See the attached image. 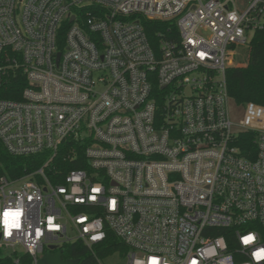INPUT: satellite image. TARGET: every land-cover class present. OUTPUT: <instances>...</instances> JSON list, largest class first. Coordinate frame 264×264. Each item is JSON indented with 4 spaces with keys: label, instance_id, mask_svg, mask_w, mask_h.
<instances>
[{
    "label": "built area",
    "instance_id": "obj_1",
    "mask_svg": "<svg viewBox=\"0 0 264 264\" xmlns=\"http://www.w3.org/2000/svg\"><path fill=\"white\" fill-rule=\"evenodd\" d=\"M145 19L177 30L151 40ZM261 30L264 0H0V72L27 82L22 100L0 97V139L14 155L50 152L0 178V248L33 264L58 252L80 264L63 257L74 243L95 264H264V105L235 120L227 79ZM67 139L87 166L60 182L51 164ZM110 232L128 250L99 256Z\"/></svg>",
    "mask_w": 264,
    "mask_h": 264
},
{
    "label": "trees",
    "instance_id": "obj_2",
    "mask_svg": "<svg viewBox=\"0 0 264 264\" xmlns=\"http://www.w3.org/2000/svg\"><path fill=\"white\" fill-rule=\"evenodd\" d=\"M143 25L151 40L156 39V34L160 31L166 32L169 27L177 30L172 23L158 20H143ZM1 62V59H0ZM227 79L230 96L235 104L245 106L249 102L264 105V30L254 34L251 41L250 56L247 65L231 67L227 71ZM27 82L25 77L19 72H0V97L12 100H22L23 90ZM244 155H255V140L252 133L241 135L237 143ZM77 149V159L69 158L72 147ZM85 144L72 139H67L60 147L58 154L53 159L51 168L54 167L62 175L59 181L63 182V176L73 169L85 168ZM252 153V155H250ZM50 152H42L33 155L11 154L3 141L0 139V178H19L26 174L35 172L49 159ZM49 174H52V172ZM56 181V178L53 177ZM105 252H99V256H104L114 250L126 252L128 247L121 243L117 237L110 232L106 240ZM64 258H79L80 264H95L96 258L83 245L79 243L69 244L63 253ZM0 264H33L32 257L28 253H5L0 248Z\"/></svg>",
    "mask_w": 264,
    "mask_h": 264
},
{
    "label": "rangeland",
    "instance_id": "obj_3",
    "mask_svg": "<svg viewBox=\"0 0 264 264\" xmlns=\"http://www.w3.org/2000/svg\"><path fill=\"white\" fill-rule=\"evenodd\" d=\"M237 51H238V54L235 56V60H234L233 63L237 64L239 62L241 64V61L243 60V49L239 48ZM244 58H245V60L247 59V57H244ZM231 110H232L233 118L235 120H240L242 118V116H243V108H242V106H239V105H237V104L232 102L231 103ZM4 250H5L6 254L7 253H12L11 249L4 248ZM15 250L18 253H24L25 252V250H24V248L22 246H16ZM109 262H112L114 264H125V259H119V258L115 259V260L111 259V260H109Z\"/></svg>",
    "mask_w": 264,
    "mask_h": 264
},
{
    "label": "clouds",
    "instance_id": "obj_4",
    "mask_svg": "<svg viewBox=\"0 0 264 264\" xmlns=\"http://www.w3.org/2000/svg\"><path fill=\"white\" fill-rule=\"evenodd\" d=\"M74 179H79V177H74ZM7 223H8L10 228L13 227L17 223L14 214L9 215ZM254 239H255V236L253 234L249 233V234L242 237V242H243V244L248 245L249 243L253 242ZM254 258L257 261L264 259V248H260L259 250L255 251L254 252ZM137 264H140V262L137 261ZM153 264H155V261H153Z\"/></svg>",
    "mask_w": 264,
    "mask_h": 264
},
{
    "label": "water",
    "instance_id": "obj_5",
    "mask_svg": "<svg viewBox=\"0 0 264 264\" xmlns=\"http://www.w3.org/2000/svg\"><path fill=\"white\" fill-rule=\"evenodd\" d=\"M78 260H62L61 253H47L43 258H41L38 264H77Z\"/></svg>",
    "mask_w": 264,
    "mask_h": 264
},
{
    "label": "snow or ice",
    "instance_id": "obj_6",
    "mask_svg": "<svg viewBox=\"0 0 264 264\" xmlns=\"http://www.w3.org/2000/svg\"><path fill=\"white\" fill-rule=\"evenodd\" d=\"M201 55H203V54H201ZM93 191L95 192V191H98V190L97 189H93ZM92 198L94 199V197H92ZM10 214H14L15 215V218H16L17 223L13 227L18 228L19 227V219L18 218L20 216V213L19 212H7V211L4 212V214H3V216H4L3 223L5 224L6 228H10L9 225H8V223H7V220L9 218V215ZM193 264H196V262L193 261Z\"/></svg>",
    "mask_w": 264,
    "mask_h": 264
}]
</instances>
